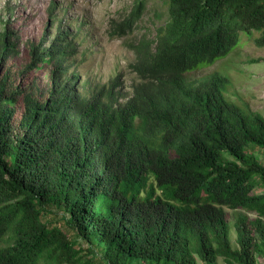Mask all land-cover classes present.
Here are the masks:
<instances>
[{"label": "trees", "instance_id": "1", "mask_svg": "<svg viewBox=\"0 0 264 264\" xmlns=\"http://www.w3.org/2000/svg\"><path fill=\"white\" fill-rule=\"evenodd\" d=\"M165 2L154 50L146 39L137 47L145 82L125 102L117 80L86 95L66 78L75 55L67 34L28 43V60L11 64L21 38L10 26L0 32V264L264 257V163L255 155L264 116L228 96L223 74L187 77L246 37L264 46V0ZM139 6L117 36L134 31ZM33 70L48 71L45 87ZM228 209L255 214L237 216L238 247ZM52 212L57 220H45Z\"/></svg>", "mask_w": 264, "mask_h": 264}, {"label": "rangeland", "instance_id": "2", "mask_svg": "<svg viewBox=\"0 0 264 264\" xmlns=\"http://www.w3.org/2000/svg\"><path fill=\"white\" fill-rule=\"evenodd\" d=\"M141 17L134 31L125 37L114 33L115 25L140 8ZM169 18L165 0H0V32L6 26L12 27L21 38L23 53L12 58L10 63L18 64L29 58L28 43L53 41L59 33H65L75 46V55L70 57V74L66 78L77 80L79 91L91 95L97 89L119 82L124 94L123 102L130 98L136 86L144 84L134 69L139 58L138 46L146 39L154 50L157 28ZM243 46L235 47L224 59L200 68L187 75L192 82L219 72L230 81L228 96L240 103H246L264 116V46L255 39L245 38ZM20 68V67H19ZM33 72L40 76L37 81L45 87L48 71ZM32 72L21 78L29 86L36 76ZM20 107V112H22ZM255 155L264 163V152L256 150ZM261 190H257L259 192ZM239 214L254 218L246 210L228 209L227 217L231 228L234 247L237 246L235 221ZM58 216L46 213L44 219L55 222ZM81 246L86 244L75 236ZM199 264H204L199 260ZM215 264H227L219 258ZM258 264H264V257H258Z\"/></svg>", "mask_w": 264, "mask_h": 264}]
</instances>
